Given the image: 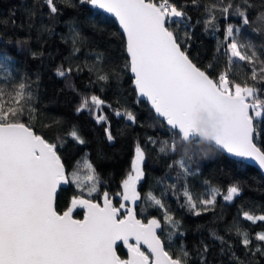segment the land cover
I'll use <instances>...</instances> for the list:
<instances>
[{
  "label": "snow or ice",
  "instance_id": "snow-or-ice-1",
  "mask_svg": "<svg viewBox=\"0 0 264 264\" xmlns=\"http://www.w3.org/2000/svg\"><path fill=\"white\" fill-rule=\"evenodd\" d=\"M44 2L50 15L57 14L54 0ZM80 3L97 10L94 15L90 12L94 20L105 13L111 14L118 22L129 57L125 67L134 76L138 97L146 98L169 127L172 133L170 153L177 157L176 166L183 175L192 171L188 161L195 152L188 154L187 145L197 137L198 118L204 112L209 116L213 112L220 115L219 123L214 126L216 147L240 158L241 162L251 160L264 169V147L255 142L260 133L254 126V120L264 119V100L257 95L261 89L246 81L229 79L231 65L237 63L234 58H238L252 65V81L264 83V61L259 60L254 50L250 55L241 51L254 46L241 38L240 27L231 23L226 25L224 54L228 69L220 71L218 78L213 79L189 58L187 41L190 35L185 33V47L182 49L181 41L171 29L173 23L180 24L190 18L170 0H80ZM192 3H198V0H192ZM233 8L230 0L207 5L206 29L212 25L217 30L214 24L217 9L227 19ZM234 14L241 17L242 24H249L246 10L235 7ZM254 61L259 63V69ZM71 71L70 68H57L56 74L64 78ZM96 71L98 81L108 80L107 74L98 68ZM67 86L72 87L71 84ZM32 98L31 92H25L23 83L19 84L18 90L8 93L0 89V264H189L190 254L183 243L174 257L165 250L157 234L158 230L167 229L171 245L172 236L179 229V222L174 220L161 198L150 191L145 200L146 207L157 206L164 210L163 226L155 217L147 219L146 223L137 218V202L141 200L137 185L144 177L142 165L145 160L140 144L135 147L131 171L121 182L122 192L117 193L119 205L113 204L107 191L103 192L101 205L92 199L101 183L93 165H85L86 175L79 167L66 174L58 155V145L36 134L31 124L22 122L25 108ZM103 106L111 108L98 95L91 94L81 96L76 111L78 114L82 111L100 112L95 115L96 123L107 124L108 116L101 111ZM31 111L34 109L29 108ZM114 114L131 122L136 120L128 110H115ZM105 133L109 141L114 139L109 127H105ZM68 135L79 144L85 143L75 127ZM149 142L156 143L152 137ZM167 151L168 141H164L159 152ZM69 183L80 191L61 212L56 205L57 189ZM239 192L235 185L229 186L223 195L219 188L211 187L206 190V198H194L184 187L185 202L181 206L200 215L215 207L218 196L222 195L224 201L231 202ZM77 209L84 210L83 219L74 218ZM145 210L142 208L141 212ZM243 218L253 224L264 221V215L249 212H244ZM236 232L248 249L252 244L248 232L239 227ZM213 236L225 243L223 237L216 233ZM255 239L264 242V231L257 233ZM118 242L127 249L126 259L117 254ZM207 251L208 247L204 245L200 251V264H207ZM256 251L264 254V248L257 247Z\"/></svg>",
  "mask_w": 264,
  "mask_h": 264
},
{
  "label": "trees",
  "instance_id": "trees-1",
  "mask_svg": "<svg viewBox=\"0 0 264 264\" xmlns=\"http://www.w3.org/2000/svg\"><path fill=\"white\" fill-rule=\"evenodd\" d=\"M170 2L190 18L180 24L173 23L171 29L181 41L182 49L185 33L190 35L187 54L210 78L216 79L220 71L228 69L224 54V29L228 23L240 27L241 38L254 46L241 51L250 55L254 50L259 60L264 61V0H230L234 8L230 9L227 19L219 9L215 12L217 30L212 25L206 29L205 7L210 3L219 5L220 0H198L196 4L192 0ZM54 3L58 12L50 15L44 0H0V89L8 93L18 90L19 84L23 83L25 92L32 93L22 122L31 124L38 135L58 145V155L67 173L79 167L86 175L85 165L91 163L101 181L93 201L101 202L103 192L107 191L116 206L120 202L117 193L122 192L121 182L131 171L135 147L139 143L145 152V160L142 165L144 177L137 185L141 196L136 207L137 217L145 222L155 217L163 226L164 210L157 206L146 207L145 197L151 191L162 199L174 220L179 222L171 245L167 229L159 234L170 254L175 257L183 243L190 254L189 264H200V251L207 245V264H264V254L256 251L257 247L264 248V242L255 239L257 233L264 231V221L253 224L243 218L244 212L264 215V177L261 172L231 160L216 149L214 155L205 158L194 140L187 145L188 154L195 152L188 161L192 171L183 175L176 166L177 157L170 153V129L135 91L131 72L125 67L129 60L125 39L114 19L101 13L99 19L94 20L97 11L82 5L80 0H54ZM235 7L246 10L249 24H242L241 17L234 14ZM234 59L237 63L231 65L229 79L254 84L261 89L257 95L264 100V83L251 80L252 65ZM256 67L259 69V63ZM57 68L72 71L61 78L56 74ZM97 68L108 75L107 81L97 80ZM91 94L111 105V108L103 106L101 110L108 116L107 124L96 123L95 115L100 112L77 113L81 96ZM29 108L34 111L29 112ZM115 110L131 111L136 117L135 122L124 116L117 117ZM254 124L260 133L256 143L264 147V119L254 120ZM73 127L84 139V144L68 135ZM105 127H109L114 137L112 141L107 139ZM149 137L156 143L149 142ZM164 141H168V151L160 153L159 147ZM232 185L238 186L240 194L229 203L222 195ZM184 187L194 198H206V190L211 187L219 188L222 195L217 197L211 210L194 215L181 206L185 202ZM79 191L72 183L69 188L60 190L56 201L58 211H65ZM142 208L146 210L141 212ZM76 212L75 218L83 217L82 209ZM237 227L246 230L252 239L248 249L241 243ZM213 233L223 237L225 243L222 244ZM117 252L121 258L127 257L123 245Z\"/></svg>",
  "mask_w": 264,
  "mask_h": 264
},
{
  "label": "clouds",
  "instance_id": "clouds-1",
  "mask_svg": "<svg viewBox=\"0 0 264 264\" xmlns=\"http://www.w3.org/2000/svg\"><path fill=\"white\" fill-rule=\"evenodd\" d=\"M220 121V115L213 112L211 116L208 113H200L198 118V135L195 144L201 149L200 154L207 158L214 155L215 148V133L214 126Z\"/></svg>",
  "mask_w": 264,
  "mask_h": 264
},
{
  "label": "water",
  "instance_id": "water-1",
  "mask_svg": "<svg viewBox=\"0 0 264 264\" xmlns=\"http://www.w3.org/2000/svg\"><path fill=\"white\" fill-rule=\"evenodd\" d=\"M94 10H96V9H94ZM97 11V10H96ZM103 14H105V13H103ZM108 18H112V19H114V21L116 22V24H117V26H118V28L120 29V31H121V33H122V30H121V28H120V26H119V24H118V22L115 20V18L113 17V16H111V14H105ZM123 34V33H122ZM123 36H124V34H123ZM124 39H125V36H124ZM129 58V57H128ZM131 77H132V79L134 80V76H133V74L131 73ZM135 88V87H134ZM136 91V90H135ZM137 92V91H136ZM139 99L141 100V101H143V102H146V103H148L149 104V107H150V109L153 111V113H155L154 112V110L151 108V105H150V102H148L147 101V99L146 98H143V97H139ZM250 114H251V112H250ZM155 115H156V117L157 118H160V117H158L157 116V114L155 113ZM164 123H166L162 118H160ZM254 126H255V124H254ZM168 127V126H167ZM169 128V127H168ZM33 131L35 132V130L33 129ZM36 133V132H35ZM37 134V133H36ZM255 133H254V137H255ZM42 136V135H41ZM194 140H196V137L194 138ZM255 142H256V140H255ZM214 149H216L219 153H222L223 155L225 154L228 158H230L231 160H233V161H238V162H241V160H240V158H236V157H233V156H231L230 154H227L225 151H223L222 149H219L218 147H216L215 146V148ZM62 160V159H61ZM63 162V161H62ZM241 163H243V164H247V165H249V166H252L253 168H255L256 170H258L259 172H261V174L263 175V177H264V169H260L259 168V166L254 162V161H251V160H247V161H243V162H241ZM65 166V165H64ZM65 170H66V168H65ZM66 174H67V170H66ZM69 186H70V183L69 184H67V185H62L61 187H59L58 189H57V195H56V201H57V197H58V195H59V193H60V190H65V189H67V188H69ZM102 200V199H101ZM95 202V201H94ZM98 203H100L101 205H102V203H103V200L101 201V202H99L98 201ZM113 204H114V200H113ZM56 205H57V202H56ZM115 205V204H114ZM77 211V210H76ZM74 212V218H75V215H76V213L77 212ZM82 211L84 212V210L82 209ZM138 218V217H137ZM76 219H83V217L82 218H76ZM139 219V218H138ZM142 220V219H141ZM143 222H145L144 220H142ZM146 223V222H145ZM161 233V231L160 230H158L157 231V234L159 235ZM164 243V242H163ZM121 245H123L121 242H118V244H117V248H116V251H117V249L121 246ZM165 246V245H164ZM124 247V246H123ZM124 249H125V252L127 253V249L124 247ZM142 250H145L143 247H142ZM166 250V249H165ZM117 254L119 255V253L117 252ZM120 256V255H119ZM127 258V257H126ZM126 258H122V259H126Z\"/></svg>",
  "mask_w": 264,
  "mask_h": 264
},
{
  "label": "rangeland",
  "instance_id": "rangeland-1",
  "mask_svg": "<svg viewBox=\"0 0 264 264\" xmlns=\"http://www.w3.org/2000/svg\"><path fill=\"white\" fill-rule=\"evenodd\" d=\"M239 194H240V192H239ZM236 197H237V196H236ZM236 197H234V199H235ZM234 199H233V201H234ZM233 201H231V202H233ZM231 202H229V203H231Z\"/></svg>",
  "mask_w": 264,
  "mask_h": 264
}]
</instances>
